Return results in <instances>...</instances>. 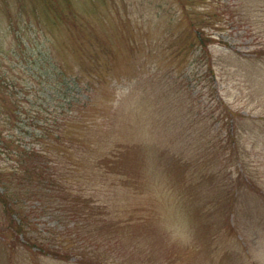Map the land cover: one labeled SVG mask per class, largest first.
<instances>
[{
	"label": "rangeland",
	"instance_id": "374dc122",
	"mask_svg": "<svg viewBox=\"0 0 264 264\" xmlns=\"http://www.w3.org/2000/svg\"><path fill=\"white\" fill-rule=\"evenodd\" d=\"M0 172V264H264V0H0Z\"/></svg>",
	"mask_w": 264,
	"mask_h": 264
},
{
	"label": "trees",
	"instance_id": "16d2710c",
	"mask_svg": "<svg viewBox=\"0 0 264 264\" xmlns=\"http://www.w3.org/2000/svg\"><path fill=\"white\" fill-rule=\"evenodd\" d=\"M191 1V0H190ZM179 3H182V0H178ZM73 15L75 14L74 12L72 13ZM195 36L199 39V41L201 43H204V39L205 37H208V35H204L202 31H195ZM43 34L47 35V33L45 31H43ZM16 41L18 42V46H19V51H18V55L20 56V59L23 60V62L27 65H29V67L25 66L22 67L23 71L26 73L28 71H31V74L37 73L38 74V79L39 81H44L46 83L51 82L54 77L55 79H59V83L60 85H62L60 87V91L64 92V94L62 95V98L65 96L66 94V90L67 88H69L68 83H66L67 81L63 79L64 76V71L62 70V68L64 67L62 64H55L53 62V56H52V52L49 48V46L47 45L48 40L45 41H38L35 38H22L20 35H16ZM69 48L72 54H74L76 51L81 50V48H78L77 46L79 45V43H75L74 39L69 41ZM84 43V42H82ZM71 55V54H69ZM51 69V71H50ZM50 85V84H49ZM55 89L57 90L58 87L55 86ZM79 91H77V93H73V96L68 98H66V107L67 109H69L70 111L75 110V105H79L81 106V108H84L86 106V102L89 100L88 98L90 96H88V94H84V98H82L79 95ZM88 92V91H87ZM68 93V92H67ZM52 94H49L48 96H51ZM82 95V94H81ZM47 98V96L45 97V99ZM53 97H51L50 99H53ZM65 106H60V111L64 112L66 110ZM75 121V120H73ZM79 121V120H77ZM24 126V125H23ZM49 126V124L44 123V129H47V127ZM32 136L34 137V140L37 142V139L42 137L43 134H36V133H32ZM44 136H46L45 132H44ZM38 143V142H37ZM37 148H35V144H33L32 148H28V149H23L22 152L25 155V157H27V159L25 161H29L31 163V160L33 161L34 158H38L37 156ZM7 152V151H6ZM5 152V153H6ZM11 161H16V159L11 158ZM31 166L28 165V168H30ZM28 168H24L29 170ZM9 183V182H8ZM0 188L2 189V192H0V205L3 207V210L5 212H10L9 215H11V213H13V206L17 205V203H21L19 201L18 198H16L15 196H13L14 198H10L9 197V193H10V186L4 183L3 180V173L0 172ZM50 194H46L45 196H49ZM38 196V195H36ZM69 196H70V192L67 190V197L69 200ZM49 199H46V201H48ZM39 201V200H38ZM63 202V201H62ZM11 207H10V205ZM48 205L50 208L51 205L48 202ZM35 209V206H33V208H31L29 211H33ZM47 210V209H46ZM19 222L21 224H24L23 222H21V220L18 221V226L21 227V225L19 224ZM26 225L27 222H26ZM66 226V224H65ZM28 227V226H27ZM20 231H23V229H20ZM75 238L78 237L77 233H74ZM78 246V242L75 243L74 246L72 247H76ZM59 248V249H58ZM69 251L72 250H68V253H60V246L56 247V252L52 251V250H46L44 249L42 252L44 253H48L52 256H57L59 258H62L64 260H68V258H71L74 254H78V252L73 251V255L72 253H70L69 256ZM79 254L81 255V262H84L85 264H97L98 260H92V258H89L87 260H84L83 255L85 254L84 251L79 252Z\"/></svg>",
	"mask_w": 264,
	"mask_h": 264
}]
</instances>
